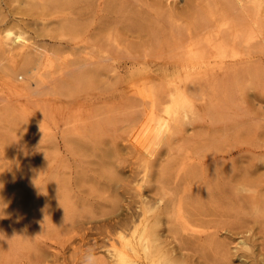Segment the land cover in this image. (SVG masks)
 Wrapping results in <instances>:
<instances>
[{"label":"rangeland","instance_id":"obj_1","mask_svg":"<svg viewBox=\"0 0 264 264\" xmlns=\"http://www.w3.org/2000/svg\"><path fill=\"white\" fill-rule=\"evenodd\" d=\"M29 1L0 0L4 20H0V41L24 40L12 56L0 49V264H83L87 254L96 257V264H115L107 258L109 240L98 231L105 221L95 217L96 224L85 223V217L92 210H110L113 199L119 205L115 214L125 217L130 199L119 186L131 181L127 163L137 155L131 152L150 140L146 123L136 125V136L128 137L125 120L146 108L144 101L186 85L197 121L186 126L185 139L172 134L158 147L160 157L170 154L164 158L169 165L160 193L175 199L172 224L180 229L182 218L197 205L182 196L200 189L201 195L207 194L203 186L209 180L201 165L208 170L238 159V168L252 165L255 173L248 194H234L242 185L231 182L227 218L209 225L190 224L210 233L220 247H206L204 256L181 258V263L264 264V12L260 30L236 46L246 53L248 69L199 84L183 72L188 61L181 46L185 39L189 43V35L195 36L191 29L199 32V25L207 20V6L199 0H108L100 6L98 0L89 6L84 0H42V6L41 0ZM33 57L36 62L29 63ZM176 64L183 70L180 78L160 76ZM100 151L123 156L118 159L121 163L114 155L109 158L125 166L118 174L113 172L120 177L113 189L91 188L90 180H101L106 166L101 165ZM125 157L128 161L123 162ZM157 157L147 180L153 181L157 169L167 163ZM187 170H194L195 178L185 187L180 178ZM152 181L142 191L148 199L154 196ZM17 195L24 196L26 203L12 200ZM55 197L62 201L58 206L53 205ZM165 220L158 228L160 234ZM224 223L228 226H221Z\"/></svg>","mask_w":264,"mask_h":264},{"label":"bare ground","instance_id":"obj_2","mask_svg":"<svg viewBox=\"0 0 264 264\" xmlns=\"http://www.w3.org/2000/svg\"><path fill=\"white\" fill-rule=\"evenodd\" d=\"M30 1H37V0H30ZM30 1L29 3L31 4ZM49 1H55V0H49ZM59 1L60 3H62L61 0ZM66 1L64 0L65 3ZM84 1L86 5L89 6L93 1L96 0H84ZM105 1L108 0H98L99 6ZM109 1H113V0H109ZM189 1L191 0H188V3H190ZM199 1L200 3L202 2L205 3L207 6L206 11L204 10L206 12L207 20L206 22H201V24L199 25L200 27L199 32L197 31V29L196 30L191 29L192 34H194L193 31H195L194 37L193 35H189L187 33L188 31L186 32L187 36L188 35L190 36L191 42L188 40L189 43L186 42L185 44L184 41L187 40L185 39L182 43H184V45L186 46L181 45L184 47L186 54L185 55L186 61H188L187 65L184 66L185 70L183 71L180 65L176 64L173 65L174 67H171V69H169L167 72H164L163 73L164 75L161 74L160 75L161 77H167L169 79H175L176 77L180 78L181 77L180 73H182L183 71L186 73L185 76H187L188 79L190 78V80L197 81L199 84H207L209 81L215 80L217 77L221 75H234L238 71H245L244 69H248L246 65L248 62L244 61V56L246 55V53L242 54L241 52H239L236 46L239 44L238 42H241V39L245 43H247L250 37H252V35H254L256 32L260 30L261 18H262L261 13L264 12V0H199ZM38 2H40L39 4L42 6L41 4L42 0ZM185 2H187V0H185ZM60 3L58 4L59 7H60ZM191 3H194V0L191 1ZM197 3L198 2H195V4ZM209 4L211 5L214 4V5H212V7L210 6L211 8H209L208 7ZM47 10H49V8ZM23 13L24 14L28 13V11L27 12L25 11ZM29 13H31V10ZM189 13L191 12L189 11ZM199 13L202 12L201 11L198 12V15ZM3 14L4 13H2V15ZM0 20L3 19L1 18ZM64 20L65 23L67 20L66 19ZM68 25L71 26L70 23ZM187 30H190V28ZM196 32L198 33L196 34ZM19 35H21V33L17 34V36ZM44 35H46V33ZM198 36H200V38ZM195 37H198L199 39ZM16 39H18V37ZM193 39L194 42H192ZM181 40H183V38ZM175 41L177 43L178 40ZM25 42H27L26 39ZM22 43H24V40H19L18 42H16V40H13L11 43L0 41V49L7 55L12 56L18 53L15 50ZM174 49L176 48L174 47ZM34 58L35 57H33L31 61H29V63H35L36 59ZM215 64L217 65L214 66ZM192 88L193 87L190 86L189 89ZM186 89H187V85L185 86V88L178 86L174 90L168 91L169 93L168 92L164 93L163 96L157 99H150L148 101H144L147 102L144 103L147 105L146 108H142V110L138 114H136L135 116L128 117L125 120L126 121L125 126H127L126 134L128 135V137L136 136L137 134V130L135 129L136 125L140 123H146L150 126V132H149L150 140H147L148 142L146 143V145H143L142 148H139L137 152L136 151L131 152L132 153L131 156L133 157H134L133 155L134 153L137 154L135 155L136 160L134 159L135 161L133 162L129 159V163H127V165H129L131 181L127 179L126 183H120L119 186L120 189H122V192L127 194L130 199L129 204L127 205L128 207L126 208L127 213H125V217L120 218L121 216L118 217L119 214L118 215H116L117 213L115 214L119 206V205L116 206L115 203L116 199H113L112 202L113 204L111 205L110 210L104 211L101 209L96 213L95 211L92 210L91 214L94 215H91L89 213L90 214L89 216L86 217L84 216L87 220L85 223H91L93 221L92 218L94 219L95 217L98 218L97 219L98 222L105 221L103 224H100V226L98 227L99 229L98 231L107 240H109L108 242H110L109 245L111 249H109L108 251L109 254H107V258L112 259V261H114L115 264H183L184 262L182 260L184 258L194 257L196 255L204 256L206 247L211 248L213 246L215 249L216 248L218 249L220 247V243L218 245L216 244V242H213L210 233H206L205 231L191 228L190 227L191 222H194L195 224H199V225H207V224L209 225L215 223L219 218H227L229 215L228 207L229 205H231V201L229 199V194L231 193L232 190L231 182L233 181L238 182L240 185L245 186L247 188L251 186L252 182L250 181V177L255 173V169H254L255 166L254 168L252 167V165L251 166L249 165V167L239 166L238 168L237 167L238 159L235 160L233 159L234 161L228 159L220 163V165H217L218 164L217 163L215 166H211L210 168H208V170L207 168L205 170L203 165H201L202 174L208 176V180H209L208 183H206V185L203 186L207 191V194L201 195V189H200L198 191L196 190V193L191 194L189 196L188 195L182 196L183 200L186 199L189 204L196 203L198 206L196 205L195 207H193L192 210H189L187 212L186 217L182 218L180 229L172 224L170 213L172 212L173 209L172 204H174L175 199L172 197L169 199H165L164 194L160 193V190L164 188V184H166L167 181L166 178L167 176L164 177V172L167 168V165H169V161L164 158L166 157L168 158L170 154L169 155L167 154L168 156L166 155L164 158L160 157L158 155L160 154L158 147L159 144L162 143L163 139L164 141L170 140L172 134L180 135V138H184L182 132L185 130L186 126L192 125L194 122L197 121L194 108L193 106H191L190 101L186 96V91H187ZM174 130L177 131L174 132ZM186 139L188 140V138ZM128 151L130 154L131 149ZM115 152H113L115 154H110V152L102 151L99 154L103 163L101 165L104 166L105 164L106 166L111 167L109 168L111 170H108V167L104 166L105 170L104 171L102 170L100 173V177L103 180L101 179L102 181L97 180V182H92L93 179H91L90 180L91 188H96L97 185L99 187H105L106 189L107 188L113 189L119 184L120 177L115 176L113 172L118 174L119 173L118 171L124 169L125 166L122 165L123 163L119 165H117L118 163H116L115 165L114 161L116 160V158L118 160L119 157L120 158L123 157L120 156L117 153V151ZM111 155H114L113 157H116L113 158L115 160H112V162H111L112 159ZM157 156L160 157V159L166 160L167 163L164 166H162L161 169H157L158 171H156V174L154 175L153 178V181L155 180V185H156L154 186V193H153L154 196L148 199L147 197H144L142 191L145 188L149 187L148 186L149 182L152 181V178L151 180H147L145 177L149 174V172H151V168H153V166L155 165L154 163L157 160L156 159ZM109 158L111 159L109 160ZM127 158H130V156ZM127 158L126 157L124 159L122 158L123 162L124 160L128 161ZM120 161L121 160H118V162ZM158 163L157 165L159 166L161 163L160 164ZM193 171H188L186 175H183L180 178V182L183 183L185 187L189 186V184L193 182L195 178L194 177L195 175L193 176L192 173ZM139 175H140L139 179H135ZM134 181H136V183L133 186L129 185V182H134ZM30 184L32 185V183ZM12 191H10L9 193L11 194ZM3 193L5 192L3 191ZM99 198H101V196ZM249 198L250 200H252L253 195H250ZM106 199L108 200L107 197ZM12 200H15V202H20L23 204H25L27 201L22 195L14 196ZM2 203H4V201ZM60 203H62V201L58 197H55L53 205L58 206V204ZM253 203L255 204V202ZM108 204L110 205L111 202H109ZM0 206H1V201H0ZM4 206L6 208V205ZM255 210H257L256 205H254L253 207V211ZM163 217L166 218L165 220L166 225L164 226V231L162 229L163 233L160 234L158 228H161L159 226H161ZM89 226L91 225L89 224ZM221 226L227 227L228 224L224 223ZM86 227H88V225ZM87 235L88 234L86 233V236ZM167 237H170L171 240L168 241ZM203 241L206 243L202 244L201 242ZM196 246H199V248H197Z\"/></svg>","mask_w":264,"mask_h":264},{"label":"clouds","instance_id":"obj_3","mask_svg":"<svg viewBox=\"0 0 264 264\" xmlns=\"http://www.w3.org/2000/svg\"><path fill=\"white\" fill-rule=\"evenodd\" d=\"M249 192L250 189L245 186H237V188L234 189V194L236 195L248 194ZM83 264H96V257L93 254H87L84 257Z\"/></svg>","mask_w":264,"mask_h":264}]
</instances>
